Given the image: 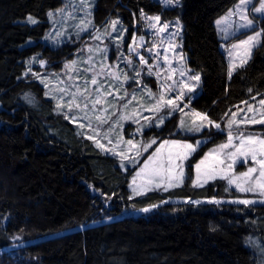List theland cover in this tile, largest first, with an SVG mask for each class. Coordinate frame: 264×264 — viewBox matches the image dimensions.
<instances>
[{
    "label": "trees",
    "instance_id": "1",
    "mask_svg": "<svg viewBox=\"0 0 264 264\" xmlns=\"http://www.w3.org/2000/svg\"><path fill=\"white\" fill-rule=\"evenodd\" d=\"M235 1L165 6L160 0H94L92 18L100 26L118 17L129 28L141 10L163 20L178 18L187 65L201 80L189 105L220 122L239 105L264 97V17L260 44L227 75L213 19ZM60 5L61 0H0V249L16 235L34 239L12 253L0 252V264H264V204L167 202L147 214L130 213L167 197L224 196L225 185L215 180L193 187L186 180L167 192L131 195L133 169L78 135L55 112L40 82L23 76L34 55L53 69L73 57L78 44L55 49L42 40L48 12ZM175 126L170 118L143 135L158 137L157 143L165 137L191 140L175 133ZM132 128L127 125L125 134ZM63 230L68 231L58 234Z\"/></svg>",
    "mask_w": 264,
    "mask_h": 264
},
{
    "label": "rangeland",
    "instance_id": "2",
    "mask_svg": "<svg viewBox=\"0 0 264 264\" xmlns=\"http://www.w3.org/2000/svg\"><path fill=\"white\" fill-rule=\"evenodd\" d=\"M160 1L165 6H174L177 4L174 2L173 4L169 5L165 3V0ZM261 3L262 0H249V3L244 6V14L247 16L248 19L253 21V24L246 29L238 30V25L242 23L239 16L240 8L238 7L240 4V0H236L225 11H223L221 14H219L213 19V24L216 30L217 37L221 41L220 48L224 53L226 59L228 76L229 67L231 65L236 66L235 69L232 71L233 74V72L239 66H241L242 60V65H244L250 59L253 49L261 42L263 33L262 27L260 25V18L264 17V12L257 13L254 11V8L260 7ZM93 6L94 0H61V5L59 7L50 10L47 15L49 27L42 38L43 42L55 49L60 48L61 45L65 43L78 44V46L75 47L73 57L70 60H65L59 69L51 68L47 64V62L41 59L38 55L29 57L26 61V68L24 70L23 76L29 79L33 78L38 80L43 86L45 97L51 100L55 112L64 117L66 120H68L75 127V131L78 135H81L82 137L88 139L89 137H93L90 140L96 147L97 141L100 144L104 145L103 149L99 147L97 148L102 153H106L115 157L120 165L121 161L119 156H114L112 154V151L110 150H114L117 153L123 151L125 155H128L131 158L135 157L137 149L142 153V155L139 156L137 163H128L127 161H125V167H122L124 169L128 167L133 169L132 176L129 182V189L131 191L132 196H140L134 195L132 190V180L134 177L136 178L137 185L141 184L142 182V178L137 177L136 172L139 171L140 167L143 166L144 160H146L150 155H152L155 152L156 148L160 146V142L165 139L178 140L194 145L196 141H202V143H200L199 146L196 148V151L193 152L188 157V159L183 162V168L185 173L191 177V179H186L189 181L190 186H193L192 180L196 179L195 165L199 163L202 159H204L205 155L209 153H211V155L208 157V160L205 162L204 166H210L213 163V157L218 156L220 160L224 161L222 164H217V171L221 175L227 173L228 175L239 176L241 173L247 172L248 168L250 167L258 168V165H256L250 157L248 159H244L243 157L236 158V163H232L233 158H230L228 156V153L234 151V149H226L222 153L213 152V150L217 149L219 145L227 142V123L229 119H233L232 113H236L235 119L238 122L241 121L245 113L249 118H251L253 112L247 111L248 106L251 105L253 111L256 113V118L261 119V113H264V108L260 106L259 102L260 100L264 99V97L256 98L255 100L247 101L239 105L238 107L233 109L222 121L215 122L221 125L220 129H217L214 126H208L205 127L201 132H187L184 129L179 128V123L181 119L184 118L186 126H191L192 121L194 119V109L190 107L189 101L199 94L200 83L197 86L196 92L191 96V99H189L188 96H185L183 100L178 101L179 107L183 108L184 112H173L172 116L166 119L167 121L170 118H174L176 120L175 133L177 132L181 134L192 135L191 140L180 137H165L164 139H159L161 141L156 144H153L150 148H148L147 151H144L142 145L149 143L150 140L153 138H157L158 140V137L154 135L144 136L143 133H137L136 136H131L130 133L135 132L138 125L134 123L131 119L119 121V115L123 113L128 116H133L137 120H139L141 124L144 123V117H148L149 119L154 118L156 114L152 111H149V109L153 108L155 104V99L159 96L160 85L163 82L164 75H169L172 77L171 80L167 81V84H172L173 81H175V88L177 89L176 91L167 92L165 99H175V97L179 94L178 90L183 86L181 81L188 82L187 77L182 78L179 74V71H176L175 73L169 71L164 66L163 58L165 55H167L168 60L171 61L172 68L179 67L178 61H180V58L182 56L183 60L181 62L184 64V67L186 69L190 70L188 71L187 75L191 76L197 73L199 74L198 71L191 70L187 65V55L182 49V23L178 18L168 20L160 19L159 22H156L157 27L153 28L150 26L152 21L149 19H145L144 17L154 18L155 16L159 15L157 13L143 12V17L140 16L139 20H136V22L134 23V25H132L131 28L124 25L120 21V19H118V17L110 18L106 23L100 26H96L93 23L92 18ZM50 12L53 15L49 16ZM82 20L90 23L88 25L87 31H81L79 36H77L76 33L78 29L76 26L80 25V22ZM116 20H118L120 23L116 26V31L114 32L112 30V22ZM218 20L221 21L220 24H217ZM166 23L170 25L167 31L164 33H159L158 28ZM125 29L126 31H124ZM118 32L122 33L124 36L123 42L119 46L115 44ZM256 32H261L262 35L260 37H257V40L254 44L241 46L237 49L232 48L233 45H239L240 41L247 40L248 36H254ZM108 33H111V35H108ZM169 33H178V35H175L171 42H169ZM97 35H99L100 38L94 39L93 37ZM134 35L136 38L137 49L140 54L143 55L148 61V64H153L154 59L156 58L155 54L157 51H159V63L161 65V69L159 70L162 73L161 80H158L155 75H146L147 67L141 66L139 64L138 57L134 53L129 54L128 46L132 44ZM141 37L144 38L143 47H139L141 44ZM170 43L178 45L179 47H177L174 51L169 50L167 53H165L164 49L169 48ZM154 45L156 47H153ZM104 47L108 48L106 60L104 56L97 51V49ZM90 48L93 49L92 52H89ZM149 48L152 49L151 53L147 51V49ZM121 54H123L126 59H130L133 61V69L130 70L125 67V64L123 62H118L117 58ZM90 56L92 57V64L95 65L97 70H99L102 64L114 66L119 63L120 72L127 73L129 76H131L134 74L135 71H141V69L143 68V71H141V75L137 78L140 83L137 84L134 82H127L121 85L118 82L114 83L111 79H106L104 76H98V82L102 86L101 102L97 104L95 108H93L91 101L95 100L96 98L95 88L97 86L91 84L93 73L91 71H87V69L89 68V64L87 63V61ZM41 60L45 61V63L41 64ZM73 61H77V63L73 67L66 69L65 65H71ZM110 70L117 71L116 67H111ZM156 70L157 69L155 68L153 69L154 72ZM85 81L88 82L87 85H85ZM120 81H124L123 75H120ZM192 83L195 82L193 81ZM109 85H111V90H113V95L111 96H107V93L110 90L108 87ZM61 89H67L68 92L78 91L79 93H83L85 97H90L87 110H84L85 101L83 98L73 100L71 96L64 95L60 91ZM134 89L139 90L135 91L134 95L136 99L132 100V94ZM149 90L154 94L155 98H150L147 95ZM125 92H127L129 95L125 96ZM117 93L119 94V96L124 97V99L117 100L115 98ZM104 97H106V99ZM129 100H132L129 107L126 109L123 108V105L127 104ZM70 103L73 105L72 107H69ZM185 104H188L189 106L185 108ZM74 105H79V107L77 108ZM106 118L107 122L101 123V121H104ZM196 119L198 122V118ZM204 123L207 124L208 121H205ZM127 125H131L133 128L130 130V133L125 134V129ZM239 127L240 130L243 131L245 134H252L257 138L264 139V125L262 124L240 123ZM235 133L236 130L234 128L233 135H235ZM218 134H221V136L218 137ZM129 139H132L135 145V147L131 149L126 144V141ZM118 140L120 141L119 144H117ZM234 144H238V140H234ZM163 151L166 153L167 148H165ZM147 152H149L148 155H146ZM259 158L260 157H258V159ZM229 165H231V167H229ZM204 166H202V171ZM220 169H223V173L219 172ZM252 175L253 177H255L258 175V172L253 173ZM215 180L223 181L225 185L224 196L216 198L167 197L163 201H166V203H190L187 201L191 200L201 201V203L199 204H243L237 201L252 200L255 201V203L252 204H264V195H260L259 192H240L235 187V184L229 185L227 179L217 178ZM215 180H209L207 183ZM184 183L181 186H183ZM201 183H203V179H201ZM207 183H203V185ZM174 188L176 187L170 188L169 190H172ZM141 191H143V189H141ZM153 191L167 192L162 190ZM209 201L220 202L215 203ZM161 202H159L160 204L158 205L163 204ZM140 209L142 208L133 210L130 213L147 214L151 211L156 210L157 208L149 212H142L140 211ZM79 228H82V226H79ZM67 231L68 230H63L58 234ZM33 241L34 239L23 240L21 236L16 235L12 238V243L9 246L4 247L3 249H0V252L6 250L12 253L16 249L21 248L24 245Z\"/></svg>",
    "mask_w": 264,
    "mask_h": 264
},
{
    "label": "snow or ice",
    "instance_id": "3",
    "mask_svg": "<svg viewBox=\"0 0 264 264\" xmlns=\"http://www.w3.org/2000/svg\"><path fill=\"white\" fill-rule=\"evenodd\" d=\"M179 3V0H165L166 4H173V3ZM249 3V0H240L239 8V16L242 21L238 25L239 29H246L249 26L253 24V21L248 19L247 16L244 14L243 8ZM254 11L257 13L264 12V0H262L261 6L254 8ZM53 15L51 12L49 13V16ZM141 16L143 17V11L141 10ZM145 19H149L152 21L151 27L156 28L157 24L156 22L160 21L159 16L153 17H144ZM28 20L35 24L37 21L34 20L31 16L28 17ZM90 22L81 21L80 25H77V33L76 35L79 36L81 31H87L88 25ZM120 22L118 20L112 22V30L116 31V26ZM221 21H217V24H220ZM169 24H164L158 28L159 33H164L169 28ZM126 31V29L124 30ZM108 35H111V33H108ZM175 35H178V33H169V42L174 38ZM262 35L261 32H256L254 36H248L247 40L240 41L239 45H233V49H237L241 46H247L249 44H254L257 40V37H260ZM94 39H99L100 36L97 35L93 37ZM124 39V36L122 33H117V39L115 40V44L119 46L122 44ZM141 44L139 47H143V41L144 38L141 37ZM153 47H156L155 45ZM178 45L171 44L170 47L164 49L165 53H167L169 50L174 51ZM93 49H89V52H92ZM97 51L102 54L107 59V52L108 48H99ZM148 52H152V49H147ZM128 52L129 54H135L138 57L139 64L141 66L147 67L146 75L152 76L155 75L158 80L162 79V73L159 69H161V65L159 63V51L155 54V59L153 64H148V61L145 59L143 55L140 54V52L137 49L136 46V38L135 35L133 36V42L128 46ZM231 55V53H230ZM152 58V57H149ZM35 59V58H34ZM118 62H123L125 64V67L128 69H133V61L130 59H126L123 54H121L118 58ZM164 66L171 72L175 73L176 71H179L180 76L187 77L188 82H183L182 87L179 88V94L175 97V99H165V96L167 92L176 91L175 88V81H173L172 84H167L168 80H171L172 77L169 75L163 76V82L160 85V92L158 98L155 99V104L153 108L149 109V111L154 112L156 115L154 118L149 119L148 117H144V123H140L139 120H137L133 116H128L123 113L119 115V121H125L131 119L134 123L138 125L135 132L130 133L131 136H136L137 133L142 134L146 129L151 130L152 128H162L165 124V121L168 117H171L173 112L179 111L181 113L184 112L183 108L179 107L178 101H181L184 99L185 96H188L189 99H191V96L196 92L197 86L200 83V75L197 73L195 75L188 76L187 73L188 69L184 67V64L181 62L183 60V57L181 56L180 61H178V68H172L171 61L168 60L167 55L164 56ZM41 64H44L45 61L41 60ZM77 61H73L71 65L66 64L65 68H71L73 67ZM87 63L89 64V68L87 71H91L93 73L91 84L96 85L95 88V94L96 98L95 100L91 101L92 107L95 108L97 104L101 102V85L98 82V76H104L106 79H111L114 83H120L121 85L123 83L127 82H134V83H140V81L137 79L141 75V71H143V68L141 71H135L133 75L129 76L127 73H122L119 70V63H117L114 66H109L106 64H102V66L99 68V70L96 69L95 65L92 64V57L90 56ZM243 64V60H242ZM241 64V66H242ZM111 67H116L117 71H111ZM235 65H231L229 67V77H231L232 71L235 69ZM157 69L155 72L153 69ZM120 75L124 76V81H120ZM195 83H192V82ZM85 85H87V81L84 82ZM109 91L107 93V96L113 95V90H111V85L108 86ZM139 89H134L132 94V100H135L136 97L134 95L135 91ZM186 90V91H185ZM64 95L71 96L73 100L75 99H81L83 98L85 101V109L87 110L90 97H85L83 93L77 92H68L67 89H61L60 90ZM252 89H249V92H251ZM47 95V94H46ZM129 95L127 92H125V96ZM147 95L150 98H155L154 94L149 90ZM63 98V97H61ZM106 99V97H104ZM117 100H123L124 97L119 96V94H116L115 97ZM24 99L28 101L29 103H32L33 101L29 97V94H25ZM132 100H129L127 104L123 105V108H128L131 104ZM260 106L264 108V99L260 100ZM73 105L70 103L69 107H72ZM75 107H79V105H74ZM189 105L185 104L184 107L187 108ZM59 108V105H58ZM167 110V111H165ZM106 111V109H105ZM248 112H253V115L251 118L247 116L245 113L242 117L241 121H236V113H232L233 119H229L227 123L228 128V136H227V142L223 143L218 146L217 149H214L213 152L222 153L226 149H234V151H231L228 153V156L232 159V163H236V158L243 157L244 159H248L249 157L255 162L257 167H250L248 168L247 172L241 173L239 176L235 175H228L227 173L219 174L217 171V164H222L224 161L220 160L218 156L213 157V163L210 166H204L205 162L208 160V157L211 155V153L206 154L204 159H202L199 163L195 165L196 169V179L192 180V184L194 187L196 186H203V183H207L209 180H215L217 178L220 179H227L229 185L235 184V187L240 192H250V193H256L259 192L260 195H264V139L257 138L256 136L252 134H245L243 131L240 130V123H251V124H262L264 125V113H261V119L256 118V113L253 111L252 106L249 105ZM186 115V114H185ZM193 121L191 126H186L185 119L182 118L179 123V128L184 129L187 132H201L205 127L208 126H214L217 129H220L221 125L219 123H215L211 121L207 114H202L200 112H197L193 110ZM87 118V117H86ZM198 118V122L197 119ZM208 121L207 124L204 122ZM107 118L104 121H101V123H106ZM235 128L236 133L233 135V129ZM93 137H89V139H92ZM234 140H238V144H234ZM97 147L103 149L104 145L100 144L98 141ZM120 141H117V144H119ZM157 143V138H153L150 140L149 143L143 144L142 147L144 148V151H147L148 148H150L153 144ZM202 143V141H196L195 145L187 142H182L178 140H162L160 142V146L156 148L155 152L150 155L146 160L143 162V166L140 167L139 171L136 172L137 177L142 178L141 184L137 185L136 178L134 177L132 180V190L134 195H145L148 191L153 190H162V191H168L170 188L181 186L186 179H191L190 176H188L183 168V162L188 159V157L196 151V148L199 146V144ZM126 144L129 146V148L135 147L133 140L129 139L126 141ZM167 148V152L165 153L163 150ZM112 151V154L114 156H119L121 161V167H125V161L128 163H137L138 158L142 153L137 149L135 153V157L131 158L128 155H125L123 151L121 152H115ZM258 157H260L258 159ZM202 166L203 171H202ZM231 167V165H229ZM220 173H223V169L219 170ZM258 172V175L253 177V173ZM201 179H203V183H201ZM247 185V186H245ZM143 189V191H141ZM227 191V189H226ZM129 199H132L130 196ZM190 203H196L199 204L201 201H187ZM209 202H215L219 203L220 201H209ZM239 203L243 204H252L255 203V201L252 200H240L237 201ZM161 203H166V201H162ZM159 205L153 204L148 207L140 209L142 212H149L155 208H157Z\"/></svg>",
    "mask_w": 264,
    "mask_h": 264
}]
</instances>
